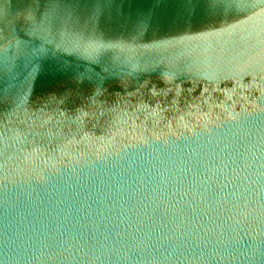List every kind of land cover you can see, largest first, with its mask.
Segmentation results:
<instances>
[{
  "label": "water",
  "instance_id": "95a60500",
  "mask_svg": "<svg viewBox=\"0 0 264 264\" xmlns=\"http://www.w3.org/2000/svg\"><path fill=\"white\" fill-rule=\"evenodd\" d=\"M0 264H264V0H0Z\"/></svg>",
  "mask_w": 264,
  "mask_h": 264
}]
</instances>
